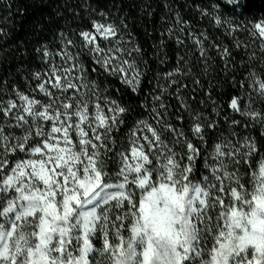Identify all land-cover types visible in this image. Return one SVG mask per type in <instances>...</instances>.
<instances>
[{
    "label": "snow or ice",
    "instance_id": "6c2138e0",
    "mask_svg": "<svg viewBox=\"0 0 264 264\" xmlns=\"http://www.w3.org/2000/svg\"><path fill=\"white\" fill-rule=\"evenodd\" d=\"M226 4L233 15L247 10L246 0ZM213 21L227 25L230 34L241 30L240 24L219 14ZM250 24L247 31L261 40L264 52V19ZM118 33L114 23L93 21L92 30L79 33L82 49L75 55L69 49L72 40L61 33L63 48L55 55L71 64L33 73L37 90L49 103L18 90L20 103L0 101V115L14 121L9 127L22 130L15 135L0 125V264H264V158L250 175L239 174L238 167L249 165L258 153L254 137H245L239 146L231 141L215 144L213 164L206 162L212 178L193 181L201 149L186 137L181 141L183 131L164 123V114L153 109L162 131L137 121L109 182L101 149L104 155L111 151L108 141L124 124L129 108L110 99L95 81L83 83L87 74L78 58L82 53L90 56L97 66L93 71L118 77L138 92L144 73L131 57L140 48L121 46ZM98 36L116 43L101 47ZM195 43L203 56V41ZM37 51L53 57L47 47ZM220 54L226 61L231 57L228 48ZM249 77L251 87L264 97V77L254 71ZM70 90L65 100L63 94ZM229 107L264 127V112L246 109L241 97L233 96ZM201 119L199 114L193 117L191 131L203 142L205 130L217 125L201 124ZM162 133L175 134L184 154L169 147ZM16 153L26 158L11 163L8 156ZM226 161L235 170L229 171ZM96 237L101 238L100 247L93 242Z\"/></svg>",
    "mask_w": 264,
    "mask_h": 264
},
{
    "label": "trees",
    "instance_id": "16d2710c",
    "mask_svg": "<svg viewBox=\"0 0 264 264\" xmlns=\"http://www.w3.org/2000/svg\"><path fill=\"white\" fill-rule=\"evenodd\" d=\"M246 3L247 10L243 14L233 15L232 6L221 0H0V29H3L0 32V86H20L23 76H29L40 67L43 56L38 48L47 47L53 54L63 48L61 33L77 46L82 45L79 33L91 30L93 21L114 23L119 29L118 37L132 41L131 49L139 46L140 52L133 53V59L144 73L139 91L133 93L117 78L104 81L99 76L102 74L93 75L92 70L89 71L92 81L129 108L123 117L124 124L115 131L118 137L115 142L121 143L143 111H153L150 104L154 97H159L158 108L161 102L165 107L159 112L164 114L163 119L169 120L164 123L181 129L187 139L201 149L195 163L197 169L201 167L206 146L214 150L215 144L232 138L233 132L240 139L254 137L258 153L253 155L249 165H242L248 168L241 171L242 175L255 170L264 158V136L261 135L264 127L234 112L229 103L233 96H239L246 109L252 104L253 109L264 112V97L251 87L249 77L253 71L257 77H264V52L261 40L253 38L245 28L230 34L214 26L210 15H202L201 10L209 12L215 6L232 15V19L243 22L264 19V0H246ZM188 28L197 39L205 37L207 45H203V56L195 42L175 36V30ZM208 42L215 43L216 47L208 48ZM99 43L104 44L102 40ZM223 48L231 52L227 61L220 54ZM84 59L85 67L91 69L92 62ZM168 73L173 75L169 77ZM253 93L257 99H251ZM151 114L156 126L159 118L156 112ZM197 114L202 117L201 124L215 122L217 125L214 130H205L203 142L191 131L193 117ZM233 121H239L235 125L239 130L234 129ZM156 127L162 130L161 126Z\"/></svg>",
    "mask_w": 264,
    "mask_h": 264
},
{
    "label": "rangeland",
    "instance_id": "374dc122",
    "mask_svg": "<svg viewBox=\"0 0 264 264\" xmlns=\"http://www.w3.org/2000/svg\"><path fill=\"white\" fill-rule=\"evenodd\" d=\"M221 1L226 3V0H221ZM209 13H210L209 14L210 15L209 19L212 20L214 26H217L218 28H221L223 30H225V29L228 30V26L227 25H223V26L216 25L214 23V21H213V17L216 16L217 14L221 15L225 19H231L235 23L240 24V26L242 25L241 28H245L246 29L245 31H247V28L251 27L250 22H243V21H240V20H237V19H232V17H231L232 15L228 14L227 12L222 11L221 9H219V7L217 8V7L214 6V10L212 8L209 11ZM176 22H178V21H176ZM98 23L104 24V22H100V21H98ZM105 24H108V23H105ZM178 24L180 25L179 22H178ZM180 27L182 28V25ZM222 27H224V28H222ZM174 32H175V36L177 38H186L187 37V39L189 41H192V42H195L197 40V38H198V36L195 35V33L192 31L191 28H188V30L187 29H180L178 31L175 30ZM247 32H249V31H247ZM119 37H121V36H119ZM119 37H117V38H119ZM252 37L255 38L254 36H252ZM97 39H98V42H99V40H102V42H104V44H100L101 47H104V48H108V47L114 46L115 43H116L115 40H104V39H102L99 36L97 37ZM202 40H203V45L206 46L207 43L205 41V37H203V39L201 37V41ZM125 42H127V43H125ZM132 44H133L132 41H130L129 39L125 40L123 38V40L121 41V46L125 47L127 50H131ZM208 46H209L208 48L216 47L215 43H212V42H208ZM197 48L200 49V45H197ZM69 49L72 52V54L75 55L77 52L81 51L82 45H77V46L70 45ZM214 50H216V48ZM56 53L57 52H55L53 54V57H51V58L42 57V62L40 63V67L38 69H35V70L31 71L29 73V76H27V75L23 76L22 77L23 83L20 86L17 85V84L13 85L12 87H11V85H8V84H6V85L4 84L2 87L0 86V101H3V102L6 103L8 100H17V103H20V101L17 99V96H16V90H18L19 92L24 93L26 95H29L30 97H35L36 99L42 101L45 104L49 103V99L47 97H45L43 95V93H40L37 90V84L39 83V81H37L36 79L33 78V73H35V72H40L41 74L47 73L49 68L53 64H55L57 67H68L71 64V61H69L66 64L60 56L55 55ZM84 58H88L92 62L93 66H91V69H88L87 67H85V65H84L85 59ZM133 58H134V56L132 55L131 59H133ZM78 59H79V62L83 64V66L85 68V71H86V74H87L85 80L83 81V83L87 84L90 81H92L91 74L89 73V71H91V70L93 72V75L95 73L96 74H98V73L102 74V75H99V76H101L104 81H106L109 78H113L114 77V76L105 75V74L101 73L100 71H93V69L96 68L97 66L93 63V61L91 60L90 56L82 53ZM76 74L78 75V73H76ZM115 78H117L118 81L120 82L118 77H115ZM45 79H47L46 76H45ZM50 90L53 92V94L55 96H60L61 95V93L59 91H57L56 89H50ZM81 91L82 92L83 91H87V89H81ZM71 95H72V90H70L68 93L63 94V98L66 100ZM76 95H77V97H79L80 93H76ZM107 95H108V93H107ZM108 96H109L110 99H112V97L110 95H108ZM257 98L258 97L253 93V97L251 99H257ZM161 100L162 99H160V102H161ZM158 101H159V99L158 100L155 99L150 104L152 110L155 109L156 112H159L160 110H162V108H158V104H159ZM94 102H95L94 100L90 101V110L91 111H94V109L91 108V104L94 103ZM101 104L103 105V101H101ZM161 104H162V102L160 103V105ZM250 107L253 109L252 104H251ZM145 111L146 112L143 111V113L140 116L136 117V120L133 123L131 130L135 129L137 121H141L142 120V121H145V122L151 124L153 127L157 128L158 131H162V130H159L158 127H156V126H161V125H158L159 124L158 122H157V125L154 126L155 125L154 124V120L155 119L153 118V116L151 114V112H153V111H150V109L145 110ZM168 121H169L168 119H163V122H168ZM13 123H14V121L11 118H5L2 115H0V125H4L5 128H6V131H13L15 135H20L21 132H22L21 129H19V128L13 129V128L9 127V125H11ZM50 127H51L50 124L45 125V130L46 131L49 130ZM234 129H238L239 130V128L236 127V126H235ZM177 131L179 132V131H181V129H178ZM129 133L130 132L126 133V135H124V137H122L121 143H119V141L115 142L116 138L118 139V137H117V135H116V133L114 131L112 133L111 140L108 141V147H109V149H111V151H108L107 154L104 155V150L101 149V158L105 161V170L109 173V182H111L112 175L117 172L118 167H119L120 157H119L118 153H120L122 151H125L129 147ZM140 134L143 135V134H147V133H140ZM148 135H150V134H148ZM185 137L186 136L184 134V137H179V139L182 141ZM162 138L166 141V143L168 144L169 147H174L175 148V151L178 153V155H183L184 154L185 149L183 148V145L175 143V140L177 139L175 134L162 133ZM244 138H245V136L240 139L237 135H235L232 138L230 137L228 139H222V141H220L219 143H221V142L228 143V141H231L232 144H235V145L239 146L241 143H243ZM73 140L74 141L77 140V137L75 135H73ZM113 141H114V143H113ZM229 150H231V146L229 147ZM212 153H213V150L211 151V148L206 146L205 150L203 151L202 157H201V167L199 169L196 168V171H195V173L193 175L194 177L192 176L193 181H199V179H197L199 176L201 178L203 176H207L209 179L212 178V172H211L210 167H206V162H207V164L209 166H211L213 164ZM24 158H26L24 153H16L14 155H9L8 156V159L10 160L11 163H15L17 160L24 159ZM184 162L187 163L186 160ZM226 163H228L229 171L235 170L233 165L230 162L226 161ZM241 166L242 165L238 166L239 167V174H241V171H245V170L248 169V168H245L243 166L241 167ZM249 172L251 173L252 169H250V171L243 172L242 175L248 174ZM201 178H200V180H201ZM226 183H227V181H226ZM246 186H248L250 188V183L246 184ZM136 197L139 198L138 195ZM114 216H115V214H113V217H112L113 219H114ZM113 239H114V237H113ZM93 242H94V244L97 247H100L102 241H101L100 237H96V238H94Z\"/></svg>",
    "mask_w": 264,
    "mask_h": 264
}]
</instances>
